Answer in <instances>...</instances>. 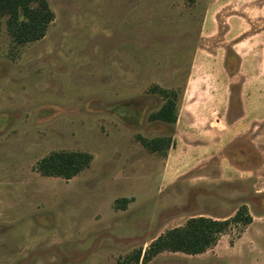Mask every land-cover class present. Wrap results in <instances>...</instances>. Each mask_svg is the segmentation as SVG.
<instances>
[{
  "label": "rangeland",
  "instance_id": "374dc122",
  "mask_svg": "<svg viewBox=\"0 0 264 264\" xmlns=\"http://www.w3.org/2000/svg\"><path fill=\"white\" fill-rule=\"evenodd\" d=\"M47 3L37 40L0 18V264H264V0ZM171 91L174 126L151 119ZM158 136L165 152L142 142ZM54 151L92 158L41 174ZM242 206L250 222L203 252L143 260L166 230Z\"/></svg>",
  "mask_w": 264,
  "mask_h": 264
},
{
  "label": "trees",
  "instance_id": "16d2710c",
  "mask_svg": "<svg viewBox=\"0 0 264 264\" xmlns=\"http://www.w3.org/2000/svg\"><path fill=\"white\" fill-rule=\"evenodd\" d=\"M6 16L7 29L16 43L37 40L44 36L53 13L47 0H0V18ZM163 95L165 101L151 114L152 120L174 126L177 120L176 95L173 91ZM151 151L165 152L172 143L171 137L158 136L142 139ZM91 155L82 151H54L41 158L36 169L43 175L70 178L88 166ZM118 201L125 206L126 198ZM251 216L245 206L240 207L227 219H215L205 216L188 218L181 226L173 227L158 235L147 246L143 260L147 261L163 250L182 251L188 254L203 252L216 243L218 236L231 222L248 223Z\"/></svg>",
  "mask_w": 264,
  "mask_h": 264
}]
</instances>
